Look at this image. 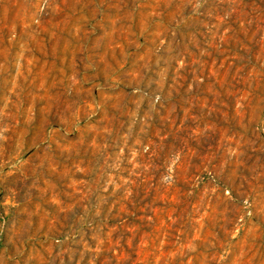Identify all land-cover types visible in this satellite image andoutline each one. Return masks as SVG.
<instances>
[{
  "label": "rangeland",
  "instance_id": "rangeland-1",
  "mask_svg": "<svg viewBox=\"0 0 264 264\" xmlns=\"http://www.w3.org/2000/svg\"><path fill=\"white\" fill-rule=\"evenodd\" d=\"M0 264H264V0H0Z\"/></svg>",
  "mask_w": 264,
  "mask_h": 264
}]
</instances>
